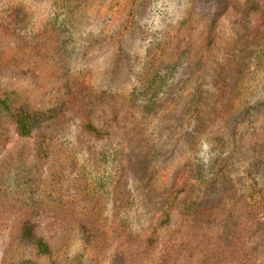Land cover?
Here are the masks:
<instances>
[{
  "label": "rangeland",
  "instance_id": "obj_1",
  "mask_svg": "<svg viewBox=\"0 0 264 264\" xmlns=\"http://www.w3.org/2000/svg\"><path fill=\"white\" fill-rule=\"evenodd\" d=\"M0 95L61 108L27 136L0 112V194L44 196L0 198V264H264V0H0Z\"/></svg>",
  "mask_w": 264,
  "mask_h": 264
},
{
  "label": "trees",
  "instance_id": "obj_2",
  "mask_svg": "<svg viewBox=\"0 0 264 264\" xmlns=\"http://www.w3.org/2000/svg\"><path fill=\"white\" fill-rule=\"evenodd\" d=\"M60 2V0H55ZM137 1V0H132ZM155 83L157 81L155 78L152 79ZM155 86V85H154ZM151 85L150 89L155 90V87ZM157 86V84H156ZM150 87V86H149ZM61 111L60 106H53L49 109H37L33 108L27 103H11L8 98L0 95V112L6 114L10 119H12L17 133L21 136L29 135L34 129H38L44 123L55 118ZM81 128L84 132L90 136L97 139H104L107 135L106 132L96 126H94L87 117H84L81 121ZM85 180L87 179L84 173L82 174ZM101 183H98V189H100ZM184 189L183 185L176 186L174 190L171 191V196L167 198L163 207L160 209V213L155 219L153 230L150 232L147 240H152V234H155V229L160 226H165L169 223L170 220V211L174 205V201L177 198L178 194ZM6 190V189H5ZM246 193V194H245ZM243 194V199L246 204L250 203V206H264V184L258 185L256 181L252 182V185L249 190L245 191ZM97 196H99L97 198ZM87 200H99L101 199L100 209L106 204L107 201L104 200L107 196L103 194H83ZM0 198L7 202L20 201L27 209H38L41 204L44 196L42 194H0ZM57 200L60 198H56ZM194 206V205H193ZM193 206H190L188 211L193 210ZM190 211V212H191ZM81 238H84L87 242H92L95 245L98 241L97 235L91 230L85 227L82 228ZM18 239L19 242L24 243L25 245L32 246L37 254L41 255H51L52 254V245L48 241L39 235L36 231L35 221L29 217L25 218L19 227ZM165 262L164 264H167ZM14 264H38L31 259H22ZM57 264V263H53ZM73 264V263H72Z\"/></svg>",
  "mask_w": 264,
  "mask_h": 264
}]
</instances>
